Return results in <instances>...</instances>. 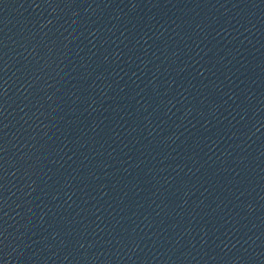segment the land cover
<instances>
[{"label": "water", "instance_id": "obj_1", "mask_svg": "<svg viewBox=\"0 0 264 264\" xmlns=\"http://www.w3.org/2000/svg\"><path fill=\"white\" fill-rule=\"evenodd\" d=\"M0 264H264V0H0Z\"/></svg>", "mask_w": 264, "mask_h": 264}]
</instances>
